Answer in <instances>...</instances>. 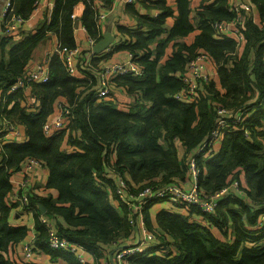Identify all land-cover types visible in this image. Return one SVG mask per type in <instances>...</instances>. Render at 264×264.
<instances>
[{"label":"trees","instance_id":"obj_1","mask_svg":"<svg viewBox=\"0 0 264 264\" xmlns=\"http://www.w3.org/2000/svg\"><path fill=\"white\" fill-rule=\"evenodd\" d=\"M10 1L12 14L25 19L38 6V0ZM138 1L155 12L140 15L134 28L118 24L124 41L114 50L135 52L142 69L138 76L112 77L117 87L135 98L123 107L95 97L102 71L98 65L112 57L109 51L92 57L90 65L78 63L85 77L72 76L61 56L52 53L50 80L32 82L29 87L39 101L37 110H29L22 102L27 89L9 92L49 33L57 35L60 48L77 47L73 17L77 3L85 5L80 19L98 41L103 37L99 4L111 6L113 0H55L50 21L21 38H16L17 33L4 35L2 24L0 134L6 120L23 125L28 139L6 142L0 149V264H13L6 255L29 232L27 225L12 222L15 208L33 212L35 250L49 253L52 259L81 264L74 252L49 246L47 227L39 219L41 204L55 219L60 235L96 257H105L108 249L107 253L103 250L109 245L123 246L132 233L129 211L112 203L107 188L115 191L118 176L125 173L134 194L146 186L180 183L188 171L186 157L195 154L198 144L216 127L220 107L233 112L227 116L230 119L215 156L206 160L197 154L198 184L208 195L233 179L240 181L239 188L219 200L211 214L167 200L163 203L169 208L155 213L156 202L148 203L143 212L145 224L150 231L162 230L164 238L157 249L148 246L131 256L130 264H264V0H252L259 22L246 21L241 46L229 35L215 38V22L235 16L228 0H202L195 20L191 0H175L174 6L168 0ZM189 36L192 41L187 40ZM201 51L216 62V77L200 82L194 100H178L175 94L185 89V83L177 74ZM60 100L71 105L73 116L67 128L48 136L45 124ZM240 110L244 116L235 127L232 116ZM66 142L82 150L70 152L63 147ZM178 142L187 153L183 163ZM26 158L47 164L46 187L57 191V200L46 195V189L36 191L37 186L28 206L13 200L11 178Z\"/></svg>","mask_w":264,"mask_h":264},{"label":"built area","instance_id":"obj_2","mask_svg":"<svg viewBox=\"0 0 264 264\" xmlns=\"http://www.w3.org/2000/svg\"><path fill=\"white\" fill-rule=\"evenodd\" d=\"M138 0H125L126 3H134ZM85 5L78 3L74 8L73 17L78 18L76 10L82 9ZM229 10L235 13V16L230 20H221L215 22V38H220L224 35H229L236 39L238 46H241L245 41L244 27L247 20L251 19L254 22H259L253 5L247 0H228ZM12 4L8 0L3 10L4 35H13L21 31L22 25L27 19L20 15L12 14ZM10 14L8 20L5 21L6 16ZM259 15V14H258ZM105 15H100V18H104ZM92 44L96 40L90 37ZM110 51V49L108 50ZM107 51V52H108ZM62 58L66 65L67 71L72 75H77L76 58L79 55V49L76 48H60L57 47L56 51ZM91 53H94L91 51ZM129 60L127 62H111L106 67H102L99 89L97 90L95 97L99 99L114 100V93H112V81L107 76V73L113 74H130L138 76L141 74L142 69L136 63L137 56L135 52H128ZM52 53L48 52L46 55V61L43 64L37 65L33 69L26 70L25 74L19 77L15 83H13L9 92L15 89L23 88L29 89L32 82H48L50 80L49 61ZM216 65V62L209 56V54L201 51L198 55L192 59L185 67V70L178 72L177 76L185 83V89L175 94L178 100L192 101L198 96L200 82H209L212 76L215 74L210 69V64ZM209 64V66H208ZM210 73V74H209ZM2 94L0 91V103L4 101L1 99ZM59 110L55 113V116L45 124V133L48 136L57 134L67 128L70 119H72L71 105L62 100L59 104ZM219 119L216 127L211 131L209 136L203 139L196 149L195 154L191 155L187 159L188 171L190 172L192 179H189L187 184L174 183L162 186L160 188L154 186H146L138 194H134L131 191L130 178L126 177L129 174L125 173L118 176L115 192L118 198L116 199L119 207L125 206L129 215L128 218L132 224V233L135 236L138 234V238L132 239L133 242L126 240L123 246H116L112 252L107 253V260L104 264H130L131 256L139 254L150 246L157 249L161 240L164 238L163 232L160 229H154L150 231L144 220V208L152 201L156 204H162L163 201H170L177 204H183L187 206H197L201 212L211 214L215 211L218 201L226 198L240 186L238 179H233L229 184L216 191L213 194H205L200 190L198 184V176L200 174V167L197 160V154H203L206 160H210L217 153L218 147L221 145L222 138L224 136L223 129L229 122L227 116L231 115L228 110L218 108ZM244 116L242 110L237 113H233L235 119L234 125L237 126ZM5 125L3 134H0V149L3 148L4 143L10 138L17 139L22 134L20 126L17 123L3 120ZM26 142L25 139L21 140ZM18 142V141H16ZM21 142V143H22ZM20 143V142H19ZM44 163L34 158H26L21 164V170L23 171V177L13 185L12 198L18 200L22 207L29 205L30 196L35 193V180L33 178L34 172L38 167L43 166ZM15 188V189H14ZM33 214V212H30ZM262 222L264 223V214L262 215ZM39 219L48 230V243L53 249H66L75 254L79 249H86L83 245L77 242L71 241L59 234L55 219L45 212H39ZM148 247V248H150ZM24 253L26 259L21 264H32L31 260L35 253L33 244L27 243L24 245ZM164 253L165 250H160ZM77 258L82 263H87L81 254L77 255Z\"/></svg>","mask_w":264,"mask_h":264},{"label":"crops","instance_id":"obj_3","mask_svg":"<svg viewBox=\"0 0 264 264\" xmlns=\"http://www.w3.org/2000/svg\"><path fill=\"white\" fill-rule=\"evenodd\" d=\"M8 0H0V36L2 35V24L4 21L3 18V10L5 9V4L7 3ZM55 0H38V6L32 13L30 17L27 18L26 22L22 25L20 34L17 33L18 35L16 38H21V35H24L26 33H33L35 32L41 25H43L45 22H49L53 13V8H54V2ZM253 5L254 11L257 14V17L259 19V13L257 11V8L254 6L252 0H247ZM169 4L175 5V0H168ZM202 0H191V18L192 20H195L196 18V11L197 8L201 5ZM78 4V3H77ZM76 4V5H77ZM82 4V3H81ZM75 5V6H76ZM84 5V4H83ZM128 3L125 2V0H113L111 6H105L104 4H99L100 8V14H99V19L98 23L102 25V30L103 34L105 30L110 29L111 32L116 36L115 42L110 50H114L117 46H120L123 41L121 40L122 34H119L118 31V24H125V25H131L134 26L135 24L137 25L138 23V18L140 15L143 14H150L154 13L152 9H147L143 4H141L139 1H136L134 3H131V5L127 6ZM131 7V9H130ZM85 6L82 9L76 10L78 13V18H76L75 23H74V36L77 41V47L79 49V55L76 58V67L79 62H86L87 65H90V61L92 57L99 56L96 53H91L93 51V46L94 44L91 43L90 41V35L88 31L86 30L84 24L82 23L81 15L84 10ZM130 9V10H127ZM136 10V11H135ZM104 14V18H100V15ZM168 24L171 26L174 22V19H168ZM193 36H189L187 38L188 41H192ZM121 40V41H120ZM58 38L55 33H49V35L41 41L40 45L35 49L33 57L27 67V70L35 68L39 64H43L46 61V55L48 52L54 53L58 47ZM171 47L167 49L166 51V56L169 55V52L171 51ZM108 51V50H107ZM94 52V51H93ZM106 53V52H105ZM112 58L108 59L107 62L104 64L101 63L98 65L99 67H106L109 65L111 62H127L129 60V55L127 50H122L120 49L119 51H113L111 52ZM83 60V61H82ZM77 76L79 77H85L87 76V73L85 71H82L81 69H78L77 67ZM111 73H107V76L112 79ZM112 83V90L114 91V100H112L114 103H116L118 106L123 107L125 104L131 100H135L134 96L126 93L122 88L117 87L113 82ZM22 101L24 104H26L27 108L29 110H37L39 106V101L37 98H35L30 89H27L25 97ZM60 100L59 102H61ZM58 106V105H57ZM59 106L55 109L54 113L50 115V119H52L55 116V113L57 111ZM20 125V124H19ZM20 130L22 132L21 135L17 139L10 138L6 142H22L21 140L25 139L27 141L28 135L26 133V129L23 125H20ZM67 139V138H66ZM68 140V139H67ZM178 144V149H179V156H180V161L183 163V160L185 159V155H187L184 147L182 146L181 143ZM63 147L67 149L68 151L72 152L74 150H82L73 144H69L66 142L65 144L63 143ZM193 154H190L186 157V162L189 156ZM115 157L113 156L111 161L114 162ZM23 177V171L22 170H16L11 178L12 184L14 185L15 182H18L21 180ZM33 178L35 180V186H37V190H40L41 192H45L46 189V195H52L53 200L58 199V193L57 191L53 189H47L46 183L49 178V168L47 164H44L43 166H40L37 168V170L33 174ZM189 179H192V176L189 171L186 173V177L184 180H181V184L185 185L189 181ZM46 187V188H45ZM15 189V188H14ZM110 194V199L112 203L116 206L118 205L114 192L112 191L109 187L107 188ZM119 207V205H118ZM163 208H169V204L163 203L162 204H156L154 206V212L157 213ZM12 222L14 223L15 226L17 225H27L29 228V232L25 239H23L20 243L10 247V250L7 253V257L10 258L11 261H13V264H21L22 261L26 259L25 253H24V245L27 243H34V240L36 239V234L37 230L35 227V218L34 215L30 212H27L25 210H21L20 208H15L12 211ZM138 234L135 236L134 234H131L129 236V241L128 242H133L132 239L138 238ZM116 246L109 245L105 250H103V253L106 252H112ZM103 249V248H102ZM106 252V253H107ZM81 254L82 257L85 259L87 263H82L81 264H104L107 260L106 256L104 257L101 255V257H96L94 252H91L88 249H79L78 252L76 253V256ZM79 260V259H78ZM31 262L33 264H70L66 259L64 258H56L52 259L49 253H46L44 251L40 250H35V253L32 257Z\"/></svg>","mask_w":264,"mask_h":264},{"label":"water","instance_id":"obj_4","mask_svg":"<svg viewBox=\"0 0 264 264\" xmlns=\"http://www.w3.org/2000/svg\"><path fill=\"white\" fill-rule=\"evenodd\" d=\"M115 38L116 36L111 32L110 29L105 30L103 37L93 46L94 53L99 55L101 53L107 52V50L112 48ZM39 207L42 213L46 212V207L43 204H41Z\"/></svg>","mask_w":264,"mask_h":264},{"label":"rangeland","instance_id":"obj_5","mask_svg":"<svg viewBox=\"0 0 264 264\" xmlns=\"http://www.w3.org/2000/svg\"><path fill=\"white\" fill-rule=\"evenodd\" d=\"M124 25H125V24H124ZM126 26H129V27L134 28V27H136V24H135L134 26H131V25H126ZM121 40H122V38H121ZM121 40H120V41H121ZM122 41H124V40H122ZM109 52H113V50H110ZM111 58H112V57H111ZM208 66H209V64H208ZM210 69H211V71H213V72L215 73V74L212 76V79H213L214 77H216V74H217V71H216L217 66L214 65L213 63H211V64H210ZM209 74H210V73H209ZM212 79H211V80H212ZM111 81H112V79H111ZM113 90H114V89H113ZM113 90H112V93L114 92ZM220 108H221V107H220ZM226 110H227V109H226ZM228 111H229L230 113L233 112V111H231V110H228ZM20 125H21V124H20ZM20 125H19V126H20Z\"/></svg>","mask_w":264,"mask_h":264}]
</instances>
